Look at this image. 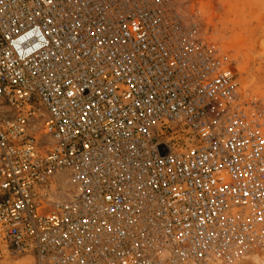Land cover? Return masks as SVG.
<instances>
[{
    "label": "built area",
    "instance_id": "obj_1",
    "mask_svg": "<svg viewBox=\"0 0 264 264\" xmlns=\"http://www.w3.org/2000/svg\"><path fill=\"white\" fill-rule=\"evenodd\" d=\"M261 121L177 0H0V256L216 264L263 246Z\"/></svg>",
    "mask_w": 264,
    "mask_h": 264
},
{
    "label": "rangeland",
    "instance_id": "obj_2",
    "mask_svg": "<svg viewBox=\"0 0 264 264\" xmlns=\"http://www.w3.org/2000/svg\"><path fill=\"white\" fill-rule=\"evenodd\" d=\"M177 4L186 20L228 59L241 101L261 114L264 124V0H177ZM169 257L165 250L164 260ZM0 264L42 263L35 255L5 254Z\"/></svg>",
    "mask_w": 264,
    "mask_h": 264
},
{
    "label": "bare ground",
    "instance_id": "obj_3",
    "mask_svg": "<svg viewBox=\"0 0 264 264\" xmlns=\"http://www.w3.org/2000/svg\"><path fill=\"white\" fill-rule=\"evenodd\" d=\"M217 49V48H216ZM264 264V245L259 247H249L248 251L240 249L232 260L217 262L216 264Z\"/></svg>",
    "mask_w": 264,
    "mask_h": 264
}]
</instances>
